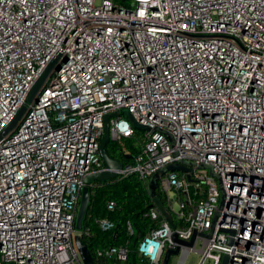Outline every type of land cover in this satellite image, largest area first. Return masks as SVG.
I'll use <instances>...</instances> for the list:
<instances>
[{
    "label": "built area",
    "instance_id": "obj_1",
    "mask_svg": "<svg viewBox=\"0 0 264 264\" xmlns=\"http://www.w3.org/2000/svg\"><path fill=\"white\" fill-rule=\"evenodd\" d=\"M107 116L111 181L184 170L159 175L145 230L95 219L121 239L85 242L96 264H264V177L245 170L264 166V0H0V264H84Z\"/></svg>",
    "mask_w": 264,
    "mask_h": 264
},
{
    "label": "trees",
    "instance_id": "obj_2",
    "mask_svg": "<svg viewBox=\"0 0 264 264\" xmlns=\"http://www.w3.org/2000/svg\"><path fill=\"white\" fill-rule=\"evenodd\" d=\"M132 143V139L127 141L128 147L136 152V147ZM107 152L118 159H125L122 153L116 151L113 143H108ZM109 200L116 202L114 210L108 209L107 202ZM152 201L147 187L135 174L118 180L90 185V204L83 227L89 226L91 234L82 235V240L89 243L91 250H93V246L120 243V238L116 239L113 234L105 235L100 231L95 222L96 218H109L115 221L116 230H123L127 220H132L137 229L145 230L150 221L144 213ZM96 261L100 264H110L108 258L96 259Z\"/></svg>",
    "mask_w": 264,
    "mask_h": 264
},
{
    "label": "water",
    "instance_id": "obj_3",
    "mask_svg": "<svg viewBox=\"0 0 264 264\" xmlns=\"http://www.w3.org/2000/svg\"><path fill=\"white\" fill-rule=\"evenodd\" d=\"M53 66H54L53 63L50 64L49 67L43 73V75L40 77V79L35 83L33 90L31 91L28 97V101H32L33 99L37 100L38 96L43 91H45L46 82L51 73ZM25 109L26 107H23L21 109L19 115L15 118V120L7 128L5 133L9 132L16 126L19 117L22 115ZM110 139L111 137H110V130H109V116H107L106 125H105V135H104V139L100 146L102 157L105 161L106 166L103 170L90 173L85 177L84 179L85 185L82 189L81 199H80L78 214H77V220H76V231L78 232V234L74 235V243L79 251V255L84 264H96L88 245L82 240L81 234H80V232L83 229V222L86 218L87 210L90 204V185L94 183H103V182L111 181L112 179L118 176V171L116 170L121 169L123 166V161L116 159L115 157L111 156L107 152V145ZM244 168L245 167L243 166H238L237 170L244 171ZM174 170H184V168L177 164H170L166 166L165 168H163L159 173H156L151 177V179L148 182V190L152 196L156 194V190L158 188L159 175L164 174L167 171H174ZM245 170L247 172H256L260 174V176L264 177V166L261 168V170L258 171V166L252 163L250 166L246 167ZM234 256H235V252H232L230 254H225L221 264H231L232 261L235 260ZM164 264H167V259L165 260Z\"/></svg>",
    "mask_w": 264,
    "mask_h": 264
},
{
    "label": "rangeland",
    "instance_id": "obj_4",
    "mask_svg": "<svg viewBox=\"0 0 264 264\" xmlns=\"http://www.w3.org/2000/svg\"><path fill=\"white\" fill-rule=\"evenodd\" d=\"M113 143V142H111ZM113 145L115 146L116 149H118V147L116 146V144L113 143ZM78 234L77 231L74 232V235ZM199 259V255L197 253H191L187 260H186V263L185 264H196L197 261Z\"/></svg>",
    "mask_w": 264,
    "mask_h": 264
}]
</instances>
